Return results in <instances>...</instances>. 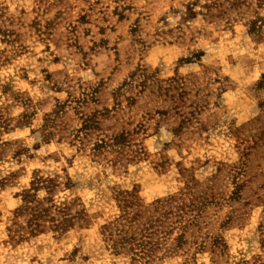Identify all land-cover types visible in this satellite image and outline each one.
<instances>
[{"label":"clouds","instance_id":"obj_1","mask_svg":"<svg viewBox=\"0 0 264 264\" xmlns=\"http://www.w3.org/2000/svg\"><path fill=\"white\" fill-rule=\"evenodd\" d=\"M0 264H264V0H0Z\"/></svg>","mask_w":264,"mask_h":264}]
</instances>
